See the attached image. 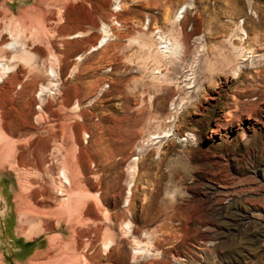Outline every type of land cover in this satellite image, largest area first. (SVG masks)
I'll return each mask as SVG.
<instances>
[{
    "label": "rangeland",
    "instance_id": "rangeland-1",
    "mask_svg": "<svg viewBox=\"0 0 264 264\" xmlns=\"http://www.w3.org/2000/svg\"><path fill=\"white\" fill-rule=\"evenodd\" d=\"M0 62V264H264V0H0Z\"/></svg>",
    "mask_w": 264,
    "mask_h": 264
},
{
    "label": "bare ground",
    "instance_id": "bare-ground-1",
    "mask_svg": "<svg viewBox=\"0 0 264 264\" xmlns=\"http://www.w3.org/2000/svg\"><path fill=\"white\" fill-rule=\"evenodd\" d=\"M183 11H181L180 12V14L182 13ZM18 31V30H17ZM103 31H105L104 29H103ZM107 31V30H106ZM18 33H19V31H18ZM18 33H16V34H18ZM106 33V32H105ZM19 36V35H18ZM17 38V37H16ZM107 39V33H106V35H104L101 39H100V41L98 42V44H97V46L98 45H101L105 40ZM160 42V41H159ZM9 46H13L12 44L11 45H9ZM20 46H22V45H20ZM170 46V45H169ZM17 47V46H16ZM14 48V47H13ZM21 51V50H20ZM20 58L21 59H27L28 60V58H29V56H28V54H26V53H23L22 52V55L20 56ZM31 59H29L28 61H30ZM2 61V60H1ZM13 68L10 66V64H7V63H5V62H0V78L1 77H3L4 75H6L7 73H9L11 70H12ZM56 72V71H55ZM50 76H53L54 77V71L51 69L50 70ZM51 86V85H50ZM49 86V87H50ZM48 87V86H47ZM47 87H41V89H40V92H39V94H38V99H39V101H40V95L41 94H44L46 91H47ZM50 93V92H49ZM46 94V93H45ZM43 99V98H42ZM43 101V100H42ZM40 110V109H39ZM76 110H77V108H76ZM44 113V112H43ZM39 116V115H38ZM44 116H45V114H44ZM40 117V116H39ZM38 119H40V118H38ZM165 135V134H164ZM10 142V141H9ZM11 143V142H10ZM10 143H8V142H2V143H0V164L2 165V161H5V162H7V165L9 166V167H11V168H14L13 170H18V172H23V171H20V170H22L21 168H18V163H17V158H16V149H15V146L14 145H12V144H10ZM14 144V143H13ZM16 153V154H15ZM20 156V155H19ZM7 159H10L9 161H6ZM0 165V166H1ZM70 166V165H69ZM69 166H67V165H65V166H63L61 169H60V173H59V177H60V179H61V182L64 184V185H66L67 187H69V186H71V185H73V183L75 182V181H78V180H74V178H76V177H74V174H73V172L74 171H72V169H71V167H69ZM38 169V168H37ZM26 173V172H25ZM38 173V172H37ZM23 174V173H22ZM21 174V175H22ZM77 176V175H76ZM25 177H23V180L21 181V183H20V187H21V189H22V192L24 193V195H23V197L22 198H24V200H25V202H26V209L28 210V208H29V206H30V204H31V202H30V199H29V195H28V192H30V185L31 184H29V182L26 180V179H24ZM19 182H20V180H19ZM79 182V181H78ZM61 185L62 184H60V187H61ZM76 185V184H75ZM84 186V185H83ZM32 187V186H31ZM57 187V186H56ZM80 187V186H79ZM76 188V187H75ZM74 188V189H75ZM64 190V188H59L57 191H58V194H60V195H62L63 193H61L62 191L61 190ZM68 189H70V188H68ZM67 189V190H68ZM19 192H21V190L19 191ZM65 192H66V190H65ZM69 193H72V192H70L69 191ZM68 195V194H67ZM78 195V194H77ZM18 196H20V195H18ZM63 196H65L63 199H65V201H66V203L68 202V204H69V198H68V196H66V193L63 195ZM72 196V195H71ZM83 198H84V196H82ZM19 198V197H18ZM21 199V198H20ZM29 199V200H28ZM75 202V201H74ZM77 202V201H76ZM79 202H80V200H79ZM30 203V204H29ZM72 203V202H71ZM71 203H70V205H71ZM84 204V203H83ZM82 204V205H83ZM75 205V204H74ZM81 205V206H82ZM85 205V204H84ZM83 205V206H84ZM77 206V205H76ZM24 207H25V205H24ZM45 205L44 204H42V203H39V204H37V206L34 208V209H32V212H30V213H33L36 217H37V221H38V224L37 225H41L40 227H42L41 228V230L42 229H50V227L51 226H49V220L51 219V216H52V214H54L55 213V210H58V209H60L59 207L58 208H56V209H53L52 211H48V210H46L45 208ZM74 207V206H73ZM79 207V206H78ZM68 208V207H67ZM69 208H71V207H69ZM76 208V207H75ZM81 208V207H80ZM83 208V207H82ZM25 209V210H26ZM30 209H31V206H30ZM21 210V209H20ZM71 210H73V209H71ZM22 211V210H21ZM61 211H63V209H61ZM64 211H65V209H64ZM63 211V212H64ZM78 211V210H77ZM23 212H24V209H23ZM62 212V213H63ZM19 213H21V212H19ZM65 213V212H64ZM64 213H63V215H64ZM23 214V213H22ZM56 214H58V213H56ZM60 214V213H59ZM28 216V215H27ZM56 216V215H55ZM61 216H59V218H60ZM19 221H21V220H19ZM30 222V221H29ZM57 223V222H56ZM20 224V223H19ZM32 224V223H31ZM30 224V225H31ZM29 225V226H30ZM129 227V225L128 224H126V228L127 229H129L128 228ZM20 228V227H19ZM33 229V228H32ZM43 231V230H42ZM22 233V232H21ZM25 234V233H24ZM28 234H31V233H28ZM32 235V234H31ZM30 236V235H29ZM53 241V240H52ZM55 241V240H54ZM56 242V241H55ZM62 242V241H61ZM54 243V242H53ZM67 243V242H66ZM75 244V243H74ZM109 244H110V241L108 240V242L104 245L105 246V248H107L108 246H109ZM57 245V244H56ZM60 245V244H59ZM134 249H135V247H134ZM140 249V248H139ZM143 250V249H142ZM140 253V251L139 250H137V249H135L134 250V252H133V258H135V256L136 255H138ZM141 255V254H140ZM65 259H66V257H65ZM134 260V259H133ZM34 264H35V262H34ZM39 264V263H38ZM58 264H59V262H58ZM61 264V263H60Z\"/></svg>",
    "mask_w": 264,
    "mask_h": 264
}]
</instances>
